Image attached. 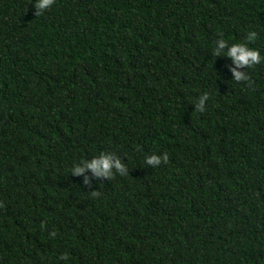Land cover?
<instances>
[{"label":"trees","instance_id":"obj_1","mask_svg":"<svg viewBox=\"0 0 264 264\" xmlns=\"http://www.w3.org/2000/svg\"><path fill=\"white\" fill-rule=\"evenodd\" d=\"M37 2L0 0V264H264V0Z\"/></svg>","mask_w":264,"mask_h":264},{"label":"clouds","instance_id":"obj_2","mask_svg":"<svg viewBox=\"0 0 264 264\" xmlns=\"http://www.w3.org/2000/svg\"><path fill=\"white\" fill-rule=\"evenodd\" d=\"M55 3V0H38L35 4L36 16L41 15L46 9L50 8ZM257 34L255 32H249L247 34V42L254 41L256 39ZM245 44H234L231 49L228 51L227 55L232 58L237 67H252L254 65L260 64L262 62V58L260 53L252 49L248 46V43ZM225 46L224 41H221L220 47L223 48ZM219 52H215V55H219ZM236 81L246 80L247 77L242 76L241 73L233 71ZM208 94L206 93L200 100L197 105V111L203 112L204 109V101L208 100ZM168 155L165 153L163 156L153 155L150 159L147 160V163L156 167L161 164L168 162ZM87 169H91V171L96 176H104L111 178L113 176L112 169L115 168L120 172L121 175H125V170L120 165L119 161L116 160L113 162L111 156H103L99 159H94L91 163L86 164ZM85 171L83 167H76L73 175H80ZM85 183H87V178L85 179ZM93 196H99L100 193H93Z\"/></svg>","mask_w":264,"mask_h":264}]
</instances>
